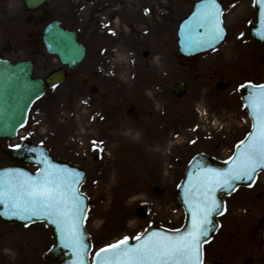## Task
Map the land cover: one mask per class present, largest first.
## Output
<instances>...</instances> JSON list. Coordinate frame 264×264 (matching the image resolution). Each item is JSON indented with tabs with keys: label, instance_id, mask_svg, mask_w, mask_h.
Returning a JSON list of instances; mask_svg holds the SVG:
<instances>
[{
	"label": "rangeland",
	"instance_id": "obj_1",
	"mask_svg": "<svg viewBox=\"0 0 264 264\" xmlns=\"http://www.w3.org/2000/svg\"><path fill=\"white\" fill-rule=\"evenodd\" d=\"M194 2L196 0H73L72 3L69 0L68 6H63L69 13L77 11L74 19L72 17L68 20L69 26L80 31L84 37H89L87 41L94 49L89 65L99 64L97 61H105L104 66L115 65L116 75L123 78V83L129 81L130 74L138 71L135 67L146 66L149 85L145 104L151 119L149 118L144 129L152 132V136H158L155 120L163 108H159L162 94L156 92V83L165 72L168 77L162 78L165 83L161 88L182 79L190 81L188 95L181 100V117L187 118L188 115L183 111V104L188 105L194 100L200 111L204 112L206 107L210 116L219 117L221 124L218 123L212 128L204 124L205 127L197 135L185 133L181 129L180 162L183 164L201 151L223 160L232 154L237 140L242 139L249 130L248 115L242 109L237 88L244 81H264L262 49L254 41L241 40V35L248 30L249 20L253 18V0H222L225 5V24L229 31L225 43L216 51L200 56L189 64L183 58L177 57V60L174 56L178 53L177 24L191 11ZM130 14L136 16V19H132ZM13 27L19 30V39H14L11 35L13 30L9 27L7 35L0 38V55L6 54L14 59H35L38 63V75L46 73L43 62L45 59L50 62L51 67L55 66L51 57H46L42 46L28 48V40L20 38L26 28L23 23ZM7 44L13 47L8 53L5 51ZM105 50L113 52L108 55L111 62L105 59ZM144 51H148L147 57H143ZM142 72L144 74L145 70L141 69L138 74L135 89L128 88L127 84L123 85V89L129 91L127 93L131 97L130 101L134 102L127 108L125 103L115 99L113 92L117 90V85L105 87L106 83L100 84L102 89L99 93L112 91L110 103L100 105L104 113L112 115L108 124L101 123L95 127L96 121H91V118L99 109L87 106L84 97L87 93L80 83L74 86L69 82L63 87L48 91L35 104L31 122L28 130L26 129V135H32L35 141L50 145L58 157L78 163L89 170L82 190L89 197L87 229L92 234L96 247L112 244L125 237L133 239L150 224L179 227L183 223L184 214L177 199L176 185H168V192L162 197L153 195L149 170L143 168L145 162L167 161L168 153L164 150L168 148L167 144L157 145L158 140L165 139L163 136H156L152 139L154 141L151 140L145 145L132 144L130 140L136 137L125 135L130 129L125 124L127 121L132 122V118L126 114L142 115L136 108L142 103L141 98H145L142 94V90L146 88L145 80L141 79ZM221 81L229 85L225 91L216 87ZM228 98L230 103L227 102ZM167 101L172 107L171 100L165 95V103ZM225 101L228 107L230 104L233 107L232 112H226ZM95 103L99 106L97 98ZM232 113L234 114L231 115ZM138 138L140 140V136ZM188 139L191 143H184ZM95 140L103 141L104 145H95ZM18 141L19 139L9 144H16ZM217 144L220 145L219 148L215 147ZM2 145L5 142L0 141V147ZM98 154L101 159L95 161L94 157ZM3 162L5 158L0 153V165ZM262 187L264 188V184ZM253 192L254 190H240L236 198H241L236 202L237 208L232 203L233 199H230L229 211L222 217L220 233L215 242L211 243L213 247L207 248L208 264L215 259H223L224 264H244L249 256L253 257L254 262L261 259L258 243L260 233L255 231L257 236L254 237L247 235V230L242 229L239 232L233 223V218H238L237 222L243 220L244 224L247 223L246 219L258 218V206H253L254 213L250 216L247 215L250 212L247 202L241 207L238 206L239 201L249 200ZM262 195L263 192H260V196ZM235 196L236 194L234 198ZM141 206L149 211L144 220L135 215L136 209ZM262 216L264 217V210L260 213V218ZM228 218L232 220L226 224ZM4 242L8 244L4 245ZM52 244L50 231L43 224L24 228L0 223V264H49L42 259V255ZM220 244L226 248L237 247L235 254L227 258L219 251Z\"/></svg>",
	"mask_w": 264,
	"mask_h": 264
},
{
	"label": "snow or ice",
	"instance_id": "obj_2",
	"mask_svg": "<svg viewBox=\"0 0 264 264\" xmlns=\"http://www.w3.org/2000/svg\"><path fill=\"white\" fill-rule=\"evenodd\" d=\"M260 5L264 7V0H260ZM201 9L192 31L203 29V35L190 39L189 45L212 48L224 39L223 12L217 0H206ZM248 87L256 90L245 105L256 121L255 134L236 145L237 155L227 170L198 169L201 175L195 182L189 179L191 187L185 190V203L190 227L175 235L153 232L143 239V234L137 235L135 240L139 243L135 247H130L129 238L125 237L101 248L95 264H203L201 241L210 231L211 217L223 214L216 193L233 190L237 181H253L264 171V84ZM38 163L44 168L35 179L21 172L10 175L7 181L0 180V205L7 209L0 214L54 224L63 238V246L77 257L76 264H84L88 245L82 226L87 208L80 194V174L58 168L43 157Z\"/></svg>",
	"mask_w": 264,
	"mask_h": 264
},
{
	"label": "water",
	"instance_id": "obj_3",
	"mask_svg": "<svg viewBox=\"0 0 264 264\" xmlns=\"http://www.w3.org/2000/svg\"><path fill=\"white\" fill-rule=\"evenodd\" d=\"M45 2L46 0H37L35 6L41 7L45 4ZM201 10V7H199L198 12H200ZM197 14L187 22V25L185 27L181 28V45L182 49L186 51L187 54L199 53L210 49L208 47H194L189 45V40L192 39L190 38V33L195 26V17L197 16ZM255 17L257 19V22L251 23V32L245 38L249 39L251 37H254L264 48V7H261L260 0H255ZM203 31V29L195 30L196 33L200 32L197 33V35L199 34L200 36L203 35ZM44 37L48 51L52 54L59 55L64 64L76 66L84 59L87 52L86 47L78 44L76 42L74 34L62 30L57 22H52L45 28ZM57 75L58 74L55 73L52 75V77L47 79L49 86H53L55 84V81L59 77ZM182 91L183 88H181V92ZM248 92L249 89L243 90L244 99ZM44 93L45 84L42 79L34 77V67L31 62L23 61L12 64L6 60H0V139H12L17 136L18 130L26 124L27 115L32 104L42 95H44ZM6 153L11 160H13L15 163H22L23 166H13L0 169V180L3 181H7L10 175L17 173L18 171L19 173H26L28 176L35 179L37 174H31V172L26 168V165L28 163H32L40 166V171L38 173H41L44 165L38 163V161H40L42 157L58 168L67 169L70 172H73L74 170V173L80 174L81 179L84 176L83 172L78 169L77 166H73L63 161L54 160L46 147L34 146L29 141H25L24 144L17 149L7 150ZM231 161L232 160H230L228 163H221L206 155H201L193 160L188 171L200 166L224 171L231 166ZM190 173H193V171H191ZM199 175H201V171H199L196 175H191L190 178L193 182H195L196 178ZM189 179L186 180V182L179 189L180 199L182 201V204L184 205L187 215L186 224L180 231H176L173 233L168 232L169 235H175L179 232H184L190 227V213L188 210V206L185 203V190L190 189L191 187V185L189 184ZM253 181H237L233 190L218 191L216 193V199L219 202L221 211H223L224 208V201L221 198V194L224 193L228 195L239 185H251ZM83 204L85 205V207H87L86 197H84ZM6 212V207L4 205H0V213ZM218 214L211 217L212 224L210 225V231L208 235L202 239L201 244L210 239L211 235L216 230L218 226L216 216ZM0 219L6 222H22L24 224L37 220H21L15 216L3 214H0ZM40 221L45 220L41 219ZM46 223L47 226L51 228L53 236L55 237L57 242L52 250L44 256V259L54 262L55 264H71L73 260L76 262L77 257L74 255L73 251L63 246L64 241L57 227L47 221ZM82 230L86 236L85 243L90 244L87 233L83 227ZM60 255H65L67 260L65 262H60Z\"/></svg>",
	"mask_w": 264,
	"mask_h": 264
},
{
	"label": "flooded vegetation",
	"instance_id": "obj_4",
	"mask_svg": "<svg viewBox=\"0 0 264 264\" xmlns=\"http://www.w3.org/2000/svg\"><path fill=\"white\" fill-rule=\"evenodd\" d=\"M0 4L2 8H5L4 15L8 16V20H10V15H14V20H20L25 25V30L21 34L20 38L25 36L28 38L29 41L34 42L37 44V42H40L39 32L41 31L43 27V23L45 19L53 17H58L62 21L65 16L61 13V8L59 6L52 5L50 9H47L46 11L40 13V14H28L24 11L22 7L21 0H0ZM13 4L15 6L17 5V10L12 14L10 12V8L13 7ZM18 4L20 6L18 7Z\"/></svg>",
	"mask_w": 264,
	"mask_h": 264
},
{
	"label": "bare ground",
	"instance_id": "obj_5",
	"mask_svg": "<svg viewBox=\"0 0 264 264\" xmlns=\"http://www.w3.org/2000/svg\"><path fill=\"white\" fill-rule=\"evenodd\" d=\"M133 11L137 14V11H138V10L134 9ZM137 15H138V14H137ZM130 17H132V19H133V17H134V19H136V16H133L132 14H130ZM136 21H137V20H136ZM6 244H8V243H6Z\"/></svg>",
	"mask_w": 264,
	"mask_h": 264
}]
</instances>
